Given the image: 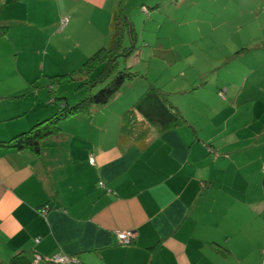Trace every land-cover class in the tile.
I'll return each instance as SVG.
<instances>
[{"label":"crops","instance_id":"obj_1","mask_svg":"<svg viewBox=\"0 0 264 264\" xmlns=\"http://www.w3.org/2000/svg\"><path fill=\"white\" fill-rule=\"evenodd\" d=\"M115 5L116 0H0V141L69 104V89L56 94L67 84L53 93L65 98L55 108L36 105L30 115L31 108L24 112L8 103L28 100L39 73L49 94V76L73 75L57 70L67 59L58 45L71 44L76 62L87 58L104 45V21ZM27 33L42 37L27 39ZM165 91L178 106L180 92ZM72 94L77 96L74 88ZM128 103L117 94L89 115L61 122L59 134L44 139L39 154L0 147V264L20 252L32 262L39 257L38 264H55L46 259L56 253L79 264H264V184L256 180L263 168L253 167L237 138L221 136V129H196L187 110L179 109L191 127L153 129L144 150L119 146V118ZM129 230L134 240L118 244L115 231Z\"/></svg>","mask_w":264,"mask_h":264},{"label":"rangeland","instance_id":"obj_2","mask_svg":"<svg viewBox=\"0 0 264 264\" xmlns=\"http://www.w3.org/2000/svg\"><path fill=\"white\" fill-rule=\"evenodd\" d=\"M112 13L104 21L103 31L108 30L102 37L104 45L88 57L108 46ZM124 14L133 24L134 40L125 35L123 45L133 46V54L119 58L118 68H127L134 77L121 88V100L132 105L150 82L164 91L174 87L180 92L176 95L179 109L191 111L196 129L206 134L221 129V136L237 138L253 167L260 165L264 172V0H125ZM26 35L27 39L42 37ZM58 46L67 59L57 70L77 77L88 57L76 62L69 53L71 44L67 47L61 41ZM27 73L32 75L30 70ZM44 79L39 73L32 81L28 100L19 97L8 104H17L15 108L24 112L31 108L30 115L36 105L55 108L48 89L42 88ZM186 84L190 86L184 89ZM76 86H63L56 94L69 89L68 103L74 104L88 94L82 88L74 97ZM43 91L46 99H41ZM174 103L177 106L176 99ZM4 126L1 123L0 129ZM256 180L264 184V173Z\"/></svg>","mask_w":264,"mask_h":264},{"label":"trees","instance_id":"obj_3","mask_svg":"<svg viewBox=\"0 0 264 264\" xmlns=\"http://www.w3.org/2000/svg\"><path fill=\"white\" fill-rule=\"evenodd\" d=\"M124 2L125 0H119L112 13L108 46L101 47L91 54L83 63L77 77L71 74L48 77L51 102L56 103V106L58 101H65L64 97H54L53 93L59 86L77 82L75 91L87 88L88 94L74 104L64 103L57 106L50 117L38 121L29 130L15 135L8 141H0V147L17 151L29 150L39 154L43 140L59 134L61 122L73 116H87L95 106H106L119 94L124 84L131 81L134 77L133 73L127 68L123 70L118 68L119 58L133 54V46L123 45L125 35L130 39H133L134 35L132 24L124 14ZM2 30L4 29H0V33L3 32ZM181 126L191 127L179 108L172 103L170 93L150 82L139 98L120 115L117 142L119 146L133 145L144 150L149 144L153 129L165 132ZM102 189L106 193H113L111 190L107 192L109 189L105 185ZM116 232L115 238L118 244L129 245L134 240L133 238L127 244L119 243ZM131 232L135 233V231ZM8 264H33V262L24 252H20L12 256Z\"/></svg>","mask_w":264,"mask_h":264},{"label":"built area","instance_id":"obj_4","mask_svg":"<svg viewBox=\"0 0 264 264\" xmlns=\"http://www.w3.org/2000/svg\"><path fill=\"white\" fill-rule=\"evenodd\" d=\"M67 22H68V17L61 19L59 28H58L59 32L62 31V29L67 24ZM89 163L93 164V158L89 159ZM99 186L104 188L103 183H100ZM107 192H110V190H107ZM116 237L119 243L127 244L129 241H131L135 237V233L131 231L129 232L117 231ZM39 260H40L39 257H35L33 264H38ZM46 260L49 262H53L55 264H79L75 258L69 257L64 254H60V253L53 254L49 259H46Z\"/></svg>","mask_w":264,"mask_h":264}]
</instances>
